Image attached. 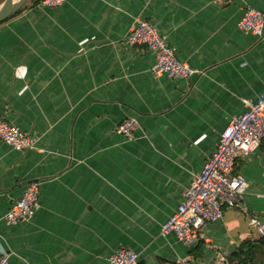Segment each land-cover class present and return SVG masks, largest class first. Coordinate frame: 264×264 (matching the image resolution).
I'll list each match as a JSON object with an SVG mask.
<instances>
[{
  "label": "crops",
  "instance_id": "1",
  "mask_svg": "<svg viewBox=\"0 0 264 264\" xmlns=\"http://www.w3.org/2000/svg\"><path fill=\"white\" fill-rule=\"evenodd\" d=\"M39 2L0 23V118L33 140L26 152L0 141V257L108 264L127 247L139 264H235L242 248L264 260V142L235 163L244 210L225 209L192 248L159 236L230 119L264 92V38L237 28L245 8L264 14V0ZM136 18L200 73L155 76L151 51L123 45ZM128 115L139 125L131 140L115 132ZM30 181L38 209L7 226Z\"/></svg>",
  "mask_w": 264,
  "mask_h": 264
},
{
  "label": "built area",
  "instance_id": "2",
  "mask_svg": "<svg viewBox=\"0 0 264 264\" xmlns=\"http://www.w3.org/2000/svg\"><path fill=\"white\" fill-rule=\"evenodd\" d=\"M66 0H40L45 8H57ZM237 28L261 40L264 38V14L252 8H245ZM127 47H144L155 57L152 72L155 76L186 80L200 71L181 61L175 50L158 29L149 21L136 18L123 40ZM244 110L231 118L218 142L204 163L201 171L184 190L176 210L161 225V238L173 237L187 248L196 246L202 238L206 225L222 219L225 209L243 208L241 192L244 179L235 173L238 159L252 154L264 142V92L256 100L243 102ZM139 125L133 116H126L118 124L115 132L124 139L131 140ZM0 141L17 152L33 148L32 137L17 126L0 118ZM39 206V182H28L21 195L14 199L6 214L4 223L13 227L32 218ZM256 228L262 226L256 223ZM0 264H10L9 256L0 257ZM108 264H139L138 254L127 247H120L108 257ZM174 264H195L190 258H178Z\"/></svg>",
  "mask_w": 264,
  "mask_h": 264
},
{
  "label": "water",
  "instance_id": "3",
  "mask_svg": "<svg viewBox=\"0 0 264 264\" xmlns=\"http://www.w3.org/2000/svg\"><path fill=\"white\" fill-rule=\"evenodd\" d=\"M26 0H4L0 6V23L17 14L24 6Z\"/></svg>",
  "mask_w": 264,
  "mask_h": 264
},
{
  "label": "trees",
  "instance_id": "4",
  "mask_svg": "<svg viewBox=\"0 0 264 264\" xmlns=\"http://www.w3.org/2000/svg\"><path fill=\"white\" fill-rule=\"evenodd\" d=\"M233 257L236 261L235 264H264L263 261L255 259V253L253 251L249 253L248 250L243 251L242 248H240L238 251H236L233 254Z\"/></svg>",
  "mask_w": 264,
  "mask_h": 264
},
{
  "label": "rangeland",
  "instance_id": "5",
  "mask_svg": "<svg viewBox=\"0 0 264 264\" xmlns=\"http://www.w3.org/2000/svg\"><path fill=\"white\" fill-rule=\"evenodd\" d=\"M4 0H0V6H1V4H2V2H3ZM17 0H14V2H16ZM264 258V257H263ZM259 260H261V261H264V260H262V259H259Z\"/></svg>",
  "mask_w": 264,
  "mask_h": 264
}]
</instances>
